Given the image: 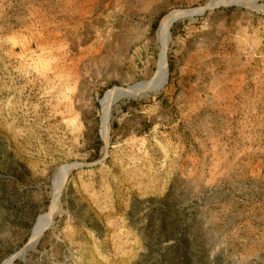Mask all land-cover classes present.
I'll return each instance as SVG.
<instances>
[{
	"label": "rangeland",
	"instance_id": "1",
	"mask_svg": "<svg viewBox=\"0 0 264 264\" xmlns=\"http://www.w3.org/2000/svg\"><path fill=\"white\" fill-rule=\"evenodd\" d=\"M0 264H264V0H0Z\"/></svg>",
	"mask_w": 264,
	"mask_h": 264
},
{
	"label": "bare ground",
	"instance_id": "2",
	"mask_svg": "<svg viewBox=\"0 0 264 264\" xmlns=\"http://www.w3.org/2000/svg\"><path fill=\"white\" fill-rule=\"evenodd\" d=\"M235 0H232V2H234ZM198 10H177L174 12H170L168 14H166L165 16H163L161 18V20L159 21V25H158V37L161 39V41L163 42V45L165 44L166 41H164V36L167 34L168 29L170 27V25L172 24V22L178 18H185L188 17L190 15H193L194 13H197ZM58 192H59V187L57 186L54 192V196L51 200V204L50 207L48 208V212L46 214H44L35 224V226L33 227V232H32V237L36 234L37 231H42L49 223H50V216L54 213V204L57 201V197H58Z\"/></svg>",
	"mask_w": 264,
	"mask_h": 264
},
{
	"label": "water",
	"instance_id": "3",
	"mask_svg": "<svg viewBox=\"0 0 264 264\" xmlns=\"http://www.w3.org/2000/svg\"><path fill=\"white\" fill-rule=\"evenodd\" d=\"M78 165L77 163H70V164H65V169L68 170L70 167H74ZM57 205V202L54 204V207H56ZM52 222L49 223V225L51 224Z\"/></svg>",
	"mask_w": 264,
	"mask_h": 264
}]
</instances>
